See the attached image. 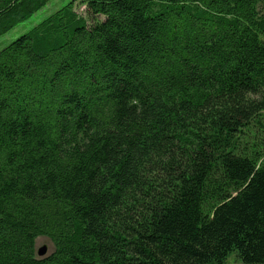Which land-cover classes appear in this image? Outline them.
Masks as SVG:
<instances>
[{
    "label": "trees",
    "instance_id": "obj_1",
    "mask_svg": "<svg viewBox=\"0 0 264 264\" xmlns=\"http://www.w3.org/2000/svg\"><path fill=\"white\" fill-rule=\"evenodd\" d=\"M233 255L264 264V0H73L0 51V264Z\"/></svg>",
    "mask_w": 264,
    "mask_h": 264
},
{
    "label": "rangeland",
    "instance_id": "obj_2",
    "mask_svg": "<svg viewBox=\"0 0 264 264\" xmlns=\"http://www.w3.org/2000/svg\"><path fill=\"white\" fill-rule=\"evenodd\" d=\"M73 0H52L44 9L30 17L29 19L25 20L24 22L20 23L14 29L9 31L4 36L0 37V51L8 46L10 43L21 37L22 35L28 33L33 27L37 24L48 18L49 16L53 15L55 12L60 10L62 7L66 6ZM76 11L83 14L85 11V7L79 5L78 3L75 5ZM46 246L48 248V254H51L54 251V245L46 237H40L36 241V251ZM40 258V257H38ZM45 258V257H44ZM40 258V259H44ZM227 264H240L236 255H233L229 258Z\"/></svg>",
    "mask_w": 264,
    "mask_h": 264
},
{
    "label": "water",
    "instance_id": "obj_3",
    "mask_svg": "<svg viewBox=\"0 0 264 264\" xmlns=\"http://www.w3.org/2000/svg\"><path fill=\"white\" fill-rule=\"evenodd\" d=\"M47 254H48V248H47L46 246H44L43 248H41V249H39V250L37 251V255H38V257H40V258H44V257H46Z\"/></svg>",
    "mask_w": 264,
    "mask_h": 264
}]
</instances>
